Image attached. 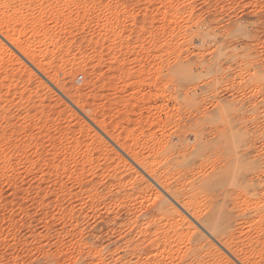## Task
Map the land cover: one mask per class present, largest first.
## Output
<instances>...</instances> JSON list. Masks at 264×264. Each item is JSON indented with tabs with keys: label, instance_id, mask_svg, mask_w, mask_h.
Listing matches in <instances>:
<instances>
[{
	"label": "rangeland",
	"instance_id": "374dc122",
	"mask_svg": "<svg viewBox=\"0 0 264 264\" xmlns=\"http://www.w3.org/2000/svg\"><path fill=\"white\" fill-rule=\"evenodd\" d=\"M0 264H264V0H0Z\"/></svg>",
	"mask_w": 264,
	"mask_h": 264
},
{
	"label": "bare ground",
	"instance_id": "6f19581e",
	"mask_svg": "<svg viewBox=\"0 0 264 264\" xmlns=\"http://www.w3.org/2000/svg\"><path fill=\"white\" fill-rule=\"evenodd\" d=\"M184 197V196H183ZM187 200V199H186ZM225 208V207H224ZM220 214V213H219ZM221 215V214H220ZM216 222V221H215ZM218 223V222H217ZM210 226V225H209ZM213 226V225H212ZM211 227V226H210Z\"/></svg>",
	"mask_w": 264,
	"mask_h": 264
}]
</instances>
